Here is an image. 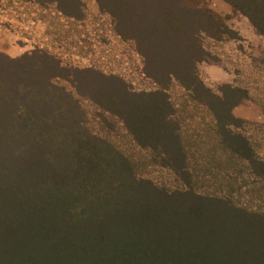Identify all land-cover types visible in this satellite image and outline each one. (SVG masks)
Returning <instances> with one entry per match:
<instances>
[{
	"label": "rangeland",
	"instance_id": "obj_1",
	"mask_svg": "<svg viewBox=\"0 0 264 264\" xmlns=\"http://www.w3.org/2000/svg\"><path fill=\"white\" fill-rule=\"evenodd\" d=\"M0 264H264V0H0Z\"/></svg>",
	"mask_w": 264,
	"mask_h": 264
},
{
	"label": "trees",
	"instance_id": "obj_2",
	"mask_svg": "<svg viewBox=\"0 0 264 264\" xmlns=\"http://www.w3.org/2000/svg\"><path fill=\"white\" fill-rule=\"evenodd\" d=\"M135 40H137L136 38H135ZM176 77H177V79H179V77L177 76V75H175ZM182 80V79H181ZM194 235H195V233H194ZM198 239V241L196 242V244H200L201 243V240H202V237L201 236H199V238H197ZM199 242V243H198ZM195 244V245H196Z\"/></svg>",
	"mask_w": 264,
	"mask_h": 264
}]
</instances>
